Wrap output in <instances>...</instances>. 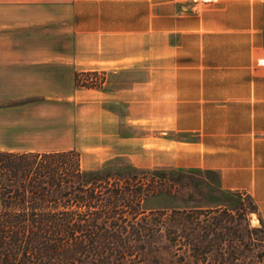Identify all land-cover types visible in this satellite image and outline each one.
Masks as SVG:
<instances>
[{"label": "crops", "instance_id": "obj_1", "mask_svg": "<svg viewBox=\"0 0 264 264\" xmlns=\"http://www.w3.org/2000/svg\"><path fill=\"white\" fill-rule=\"evenodd\" d=\"M2 5L17 13L7 27L36 39L5 57L0 152L74 150L84 170L121 157L215 172L264 227V0ZM89 72L98 87L78 84Z\"/></svg>", "mask_w": 264, "mask_h": 264}, {"label": "trees", "instance_id": "obj_2", "mask_svg": "<svg viewBox=\"0 0 264 264\" xmlns=\"http://www.w3.org/2000/svg\"><path fill=\"white\" fill-rule=\"evenodd\" d=\"M78 84L99 86L92 79ZM131 171L121 177L108 170H82L74 150L0 152V264H128L135 255L122 252L121 243L129 247L131 239L145 248L156 237L164 239L166 248L171 234V240L179 241L173 246L193 258L185 259L187 263L196 264L201 252L213 248L202 240L218 224L217 219L204 223L199 215L212 219L211 213L224 214L226 209L192 210L195 215L188 220L178 210L150 212L154 220L140 211L139 219L126 220L121 213L127 210L135 218L153 192L154 184L144 176L156 175ZM169 214L177 219L171 221Z\"/></svg>", "mask_w": 264, "mask_h": 264}, {"label": "rangeland", "instance_id": "obj_3", "mask_svg": "<svg viewBox=\"0 0 264 264\" xmlns=\"http://www.w3.org/2000/svg\"><path fill=\"white\" fill-rule=\"evenodd\" d=\"M4 2L5 0H0ZM10 12V16L9 15ZM15 13L2 5L0 6V96L4 97L6 83H4L6 74V59L9 54H21L22 48L16 46L14 42L19 39H36V32H22L18 27H7L11 22V17ZM14 14V15H15ZM14 43V44H13ZM30 47V48H29ZM35 49V48H34ZM31 46H26V53L34 50ZM4 74V75H3ZM96 84H100L103 76L101 74L88 75ZM0 104L5 100L1 99ZM133 167L126 159L121 157L109 158L100 161V163L91 170L85 171H109L121 173V177H128ZM139 170H150L153 174L147 173L144 179L149 184H154L153 192L149 193L137 208L138 214L135 218L128 211L121 213L122 218L133 221L139 219L143 214H147L148 219H157L155 215H149L153 212L163 211L169 213L173 210L183 211L185 220H188L192 210H223L211 213L213 218L199 215V218H205L204 223L211 220H218L215 225V233L202 240L203 243H210L212 249L198 255L199 260L196 264H264V227L258 223L254 215L255 208L250 206L251 201L248 196L242 192H230L222 190L217 184V175L215 172H202L197 170H181L178 168H135ZM82 170H84L82 168ZM115 170V171H114ZM162 174V175H160ZM158 176H162L159 180ZM157 190L160 192L155 193ZM252 204V203H251ZM251 207L254 208L251 211ZM218 208V209H217ZM222 208V209H221ZM252 214V215H251ZM173 215V214H172ZM171 221L174 214L168 215ZM226 218V219H225ZM256 221V222H255ZM169 244L166 248L164 239L152 238L148 242V247L138 246L134 240L129 239L128 246L124 247L121 243L122 252H131L135 257H130L128 264H195L187 263V258L192 260L191 256L183 254L173 246L177 244L178 239L172 234L169 236ZM186 259V260H185Z\"/></svg>", "mask_w": 264, "mask_h": 264}, {"label": "bare ground", "instance_id": "obj_4", "mask_svg": "<svg viewBox=\"0 0 264 264\" xmlns=\"http://www.w3.org/2000/svg\"><path fill=\"white\" fill-rule=\"evenodd\" d=\"M252 215V214H251ZM256 220V219H255ZM256 222V221H255Z\"/></svg>", "mask_w": 264, "mask_h": 264}]
</instances>
